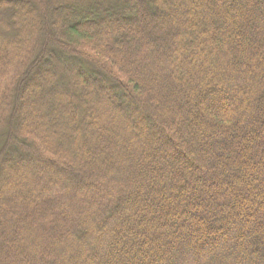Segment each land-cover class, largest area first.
<instances>
[{
  "label": "trees",
  "instance_id": "trees-1",
  "mask_svg": "<svg viewBox=\"0 0 264 264\" xmlns=\"http://www.w3.org/2000/svg\"><path fill=\"white\" fill-rule=\"evenodd\" d=\"M0 264H264V0H0Z\"/></svg>",
  "mask_w": 264,
  "mask_h": 264
}]
</instances>
